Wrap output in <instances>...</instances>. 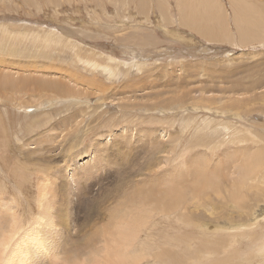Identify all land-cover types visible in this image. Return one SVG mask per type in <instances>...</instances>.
Masks as SVG:
<instances>
[{"label":"rangeland","instance_id":"obj_1","mask_svg":"<svg viewBox=\"0 0 264 264\" xmlns=\"http://www.w3.org/2000/svg\"><path fill=\"white\" fill-rule=\"evenodd\" d=\"M149 1L151 6L148 11L147 5L145 9V3L141 6L139 0H0V201L4 200L11 205L12 199L15 206L22 209L24 219L33 221L38 211L33 217H29L28 209L31 205L35 206L38 200L39 179L48 175L50 193L48 192L46 201L52 207L51 215L56 227H52L50 232L63 230V236L68 233L66 237L69 238H60L62 246L58 244L56 252L58 251L60 260L62 256V259L66 256L68 264H73L76 257L79 260L74 264L79 261L83 264L84 258L90 259L94 255L87 254V249L93 253L97 250L100 252L104 244L103 239L99 241L96 237V242H102L100 245L95 240H88L95 226H100L103 221L101 219L105 217L96 216L92 211L113 206L123 194L120 190L117 191V186H125L124 190L129 191L134 184L132 181L138 183L146 178L144 169L147 159L153 169L160 172V205L157 202L159 198L154 201L145 196L146 193H138L129 205L130 211H135L133 217L149 215L147 218L150 220L141 233L142 241L135 244V255H140L139 258L142 256L141 263L138 264H264V252H261L264 248V216L258 218L257 227L243 225L242 228H236L250 220L251 215L256 218V214L259 216L260 211L264 210L263 182L257 179L253 181L254 176L248 180L249 176L241 175L237 170L243 156L264 146V140L258 144L259 140L254 138L259 135L264 139V114L251 112L243 114L242 119L232 120L236 129H249L253 135L237 133L238 136L231 139L224 126L220 134L212 131L214 127L230 121L215 113L222 108L224 110L225 106L230 107V100L234 98L250 100L249 107L252 109L264 108V98H260L264 94V83L251 93L244 92L250 85H255L254 82L264 81V26H261L264 25L261 24L264 10L260 21L255 22L257 17L253 16V11L249 8L254 5L264 9V0H214L217 5L211 9L209 21L200 20V25L214 34L213 40L182 23L186 18L180 14L181 0H164V3L162 0ZM179 1L181 5L178 4ZM243 4L246 5L245 13L248 15V22L244 24L251 23L248 24L249 28L242 25L241 18L237 20L236 17L234 5L241 12ZM103 69L108 70V77L101 73ZM65 71L87 80L94 78L104 82L109 88L108 94L113 98L109 106L103 104L97 109L94 101L90 104L85 103L84 99L76 102L53 89L37 90L32 85L33 82L24 86V79H19L37 78L46 82L52 79V82L70 86L72 83ZM8 74L16 82V87L4 84L3 76ZM81 89L85 90L83 87ZM156 92H160L159 98L154 97ZM121 100L127 103L134 100L131 105L136 111L133 108L129 109L130 112L119 109L117 104ZM158 100L160 114L154 110H137V106L150 109V105L158 103ZM174 101H183L187 109L179 108V111L175 108L173 111ZM112 105L114 107H110ZM202 106L208 107V110L202 112L197 109L203 108ZM164 107L168 109L164 110ZM79 109L84 110L78 112ZM46 114L51 115V118L56 115L53 124H59L63 117L64 123L71 117L75 123L68 128L64 127L62 135L61 130L56 127L51 136L61 138L44 144L40 137L46 135V129L38 126L35 128V124L31 122L38 121ZM208 117L212 118L213 127L205 132L202 125ZM90 125L94 129L83 135ZM125 128L131 129L130 132H126ZM136 128L143 129L144 132L147 128L158 129L160 149L154 148L148 142V137L131 133ZM123 131L124 136L130 138L129 141L115 137ZM77 133H80V138H77ZM74 137L78 140H73ZM235 138L249 141L239 143L234 141ZM199 144L214 147V150L206 148L209 151H206L208 158L201 162L202 169L206 170H203V177H209L210 183L205 178L202 179L204 182L194 180L191 168L196 154L204 149L198 147ZM104 145L107 146L104 155H113L100 157V163L97 149H102L99 147ZM144 145L147 149L141 152L140 148ZM41 147L48 151H38ZM152 150L154 153L150 152ZM184 156L186 164H189L185 165L188 171L179 168L181 157L185 161ZM131 158L137 160L134 162ZM211 158L213 161L204 164V161L209 162ZM190 159L192 165L189 163ZM218 159L220 163L217 164ZM222 161L225 162L221 164ZM136 164L141 166L137 165L135 168ZM214 166L218 168V172L214 170ZM94 167L96 168L92 170L91 177H87L83 169ZM77 171L80 173V180L78 174H75L77 178L74 176ZM188 172L193 178L189 177L191 175ZM186 178L187 181L184 180ZM240 178L246 181L242 191L238 186L239 183L243 185ZM216 179L219 181L217 185ZM21 180L25 181V186ZM237 182L238 185L234 186ZM146 187L149 189L148 193L159 191L157 180H152ZM196 190H204L205 194L209 192L212 208L206 210L200 207L201 204L197 207L192 205V194ZM178 191L183 194L181 204L184 205L179 204L180 199L176 196ZM201 192L199 195L202 199L205 194ZM169 193L171 199L168 200L166 196ZM167 200L169 204L166 206ZM138 204L143 209L138 210ZM185 205H188V211ZM47 222L44 221L46 224ZM64 230L67 231L66 234ZM85 246V249H81ZM72 247L73 251L81 253L80 256H73V260L68 257ZM53 252L55 251L36 256L31 263H61L62 260L60 262L58 258L55 259ZM5 256L6 252L0 253V264H3Z\"/></svg>","mask_w":264,"mask_h":264},{"label":"bare ground","instance_id":"obj_2","mask_svg":"<svg viewBox=\"0 0 264 264\" xmlns=\"http://www.w3.org/2000/svg\"><path fill=\"white\" fill-rule=\"evenodd\" d=\"M120 1V0H119ZM133 2L137 0H132ZM163 3H164V0H162ZM145 3V9H146V5H147V10L149 11V6H151V1H147V0H139V3L140 5L142 3ZM182 2V5L180 4V1L178 4L181 5V9H180V14L181 16H183V18L186 20H182V23H184L186 26L192 28L193 30H196V31H199L204 37L206 38H209V39H215V36L214 34H212L210 31H208L203 25H200L201 21L200 20H203L204 21H209L210 19V13H211V9L217 5V3H215L214 0H181ZM143 3V4H144ZM142 6V5H141ZM144 6V5H143ZM152 6H153V3H152ZM236 8V14H237V20H239V18H241V21H242V25L246 26L247 28H249V25L251 24H244V23H247L248 22V15L245 13L246 12V5L243 4L244 6V9L243 11H239L238 10V7L236 5H234ZM239 6V4H238ZM258 7V6H257ZM255 7L254 5L252 6H249V8L253 11V16L257 17L255 18V22L257 21H260V16L262 15V10L264 9H260L259 7L257 8ZM141 8V7H140ZM159 8H160V4H159ZM156 9V8H155ZM242 9V8H240ZM182 10V11H181ZM245 10V11H244ZM260 10V11H258ZM147 11V12H148ZM185 14V16H184ZM247 16V17H246ZM244 17V18H243ZM254 18V17H253ZM262 19V18H261ZM196 21V22H195ZM262 23L261 24H264V17L263 19L261 20ZM260 24V23H259ZM253 25V23H252ZM261 26H264V25H261ZM256 27V25H255ZM263 29V28H262ZM26 51V50H25ZM7 60V59H6ZM4 62V61H3ZM2 62V63H3ZM9 63V62H7ZM3 65V64H2ZM10 65V64H9ZM14 65V64H13ZM16 65V64H15ZM95 65H100L98 63H95ZM6 66V65H5ZM109 66V65H108ZM2 67V66H1ZM103 67V66H102ZM8 69V68H7ZM24 69V67H23ZM49 69V68H48ZM210 69V68H209ZM28 70V69H27ZM30 70V69H29ZM33 70V69H32ZM100 70V69H99ZM7 71V70H6ZM10 71V70H9ZM25 71V70H24ZM37 71V70H36ZM50 71V69H49ZM107 69H103V71L101 72L103 74V76L105 77H108V73H107ZM114 71V70H113ZM207 71V70H206ZM30 72V71H28ZM1 73V72H0ZM6 73V72H5ZM4 73V74H5ZM49 73V72H48ZM63 73V72H62ZM110 73V72H109ZM114 73V72H113ZM118 74H120L118 72ZM116 73V76L118 75ZM214 74V73H213ZM22 75V74H21ZM64 75V74H63ZM65 75L69 78V81L70 83H72V85L70 84V86H63L61 82H52L51 80L46 82L45 80H38L37 78H27V77H21L19 79H24L23 80V85L25 86L28 85L27 83L28 82H33L32 85L35 86L38 89H41V88H47V89H53L55 92L57 93H61L63 96H65V98H68V99H74L76 102L78 101H84L85 103H92V101H94V105L97 106V109L100 108L101 105H107L109 106L110 102H111V99H113L111 97L110 94H108V91H109V88L106 86V84L100 80H96V79H91V80H87V78H84L80 75H76L74 74L73 72H70V71H65ZM16 76V75H15ZM4 78V84H6L7 86H9V84H12L10 85L9 87H16L17 84L16 82H14V80L9 77V74L8 76H3ZM19 77V76H18ZM30 77V76H29ZM37 77V76H35ZM39 78V77H38ZM50 78V77H49ZM52 78V77H51ZM30 79V80H29ZM22 82V81H21ZM255 85H250L248 88H246V90H244V92H253L256 87H261L263 86V83L264 81L262 80H259L258 82H254ZM19 84V83H18ZM6 85L4 87H6ZM21 86V85H20ZM1 87V86H0ZM73 87H78L80 88L79 90H75ZM81 87H83L85 90H82ZM3 88V87H2ZM12 90V89H11ZM24 90V89H23ZM22 90V91H23ZM36 91V89H35ZM46 91V90H45ZM49 92V91H48ZM43 93V92H42ZM53 93V92H52ZM8 94V93H7ZM49 94V93H48ZM159 94L160 92H156L155 96L156 98H159ZM222 94V93H221ZM238 94V93H237ZM54 95V94H53ZM234 95V94H233ZM9 96V95H8ZM120 96V95H119ZM73 97V98H72ZM183 97V96H182ZM185 97V96H184ZM194 97V96H193ZM124 98H127L124 97ZM209 98V97H208ZM213 98V97H212ZM218 98V96H217ZM220 98V97H219ZM260 98H264V94L262 96H260ZM50 99V98H49ZM84 99V100H83ZM194 99V98H193ZM207 99V98H206ZM207 101V100H206ZM211 101V100H209ZM230 103V107L228 106L226 108H224V110L220 109L221 111H218L217 113H215L216 115L217 114H221L224 119H228L230 121L228 122H225L223 123L222 126H217V127H214L212 129L211 125L213 124L212 123V118L208 117L207 120H204V124L202 125V130H204L205 132H209V129L212 131H218L219 134L222 133L223 131V126H224V130L228 133L227 136H231L230 138L233 139L234 137H237L238 134L237 133H241V134H251L253 135V133L249 130V129H246V130H242L240 131L239 129H236V126L235 124L233 123L232 120H239V119H242V115L243 114H249L251 112H259V113H262L264 114V108H259V109H252L249 107V101L250 100H242V99H239V98H234ZM113 102V101H112ZM199 102V101H198ZM205 102V101H204ZM132 103H134V100H132L130 103H127V102H124V100H121L117 106L119 109L121 110H124V111H127V112H130L129 109L133 108V110L136 111V109L134 108L133 105H131ZM215 103V102H214ZM219 103V102H218ZM217 103V104H218ZM224 103V102H223ZM212 104V102H211ZM229 104V103H228ZM173 111L175 108H178L177 110H179V108H183L185 109L186 108V105L185 103H183V101L179 102V101H174L173 102ZM207 105V104H206ZM209 105V104H208ZM207 105V106H208ZM35 106V105H34ZM224 106V105H223ZM221 106V107H223ZM110 107H114L113 105L110 106ZM136 107V106H135ZM139 108H137V110H139V112H147L148 110H154L156 111L157 113L160 114V102L158 100V103H155L154 105H150V109L146 108V107H143V106H137ZM203 107V106H202ZM218 107V106H217ZM72 108V107H71ZM195 108V107H194ZM165 109H168L167 107L165 108L164 107V110ZM172 109V108H171ZM187 109V108H186ZM189 109V108H188ZM198 110L201 109L202 112H204L205 110H208V107H203V108H197ZM214 109V108H213ZM84 109H79L78 112L82 111ZM132 110V109H131ZM163 110V111H164ZM170 110V109H169ZM176 110V109H175ZM193 111V109H191ZM180 111V110H179ZM195 111V109H194ZM193 111V112H194ZM211 111V109H210ZM238 112V113H232V112ZM32 112V111H30ZM74 112V111H73ZM149 112V111H148ZM197 112V111H195ZM209 112V111H208ZM51 113V112H50ZM49 113V114H50ZM20 114H23V113H20ZM52 114V113H51ZM63 115V114H62ZM206 115V114H205ZM56 116V115H55ZM51 118V115H44L41 119H39L38 121L36 120H33L31 123L32 124H35V128L40 127L41 129H46L45 130V134L44 136H41L40 138H42V140H40L38 138V140H40L41 142H43L44 144L45 143H51L53 141H56L58 139H60L59 137H52L51 133L55 130L56 127L57 130H61V135L64 131V127L65 128H68L69 126H71L72 124L75 123V121L73 120V117L69 118L65 123V117L61 118V122L58 124H53V121H54V118ZM133 117L136 118V116L134 115ZM141 117V116H140ZM159 118V117H158ZM255 119H258V118H254ZM260 119V118H259ZM263 119V118H262ZM194 121V120H193ZM225 121V120H224ZM67 122H69V125H67ZM237 122V121H236ZM190 123V122H189ZM251 123V122H250ZM61 124V126H60ZM252 124V123H251ZM111 125V124H110ZM200 125V124H199ZM198 125V126H199ZM237 125V124H236ZM253 125V124H252ZM206 126L208 127L206 129ZM98 127V126H97ZM97 127H95V129H97ZM200 127V126H199ZM198 127V128H199ZM254 127V126H253ZM123 128V127H122ZM159 128V127H158ZM196 128V129H198ZM246 128V127H245ZM92 129H94V127H92V125L88 126V129H85L84 132H83V135H85L86 133L88 134ZM131 129H128V128H125V131L126 132H130ZM95 131V130H94ZM125 131H123V133L119 134L118 135H115V137H122L123 139H125L126 141L130 138L128 137H125L126 135L124 134ZM136 131V133L134 132ZM201 131V130H199ZM59 132V131H58ZM57 132V133H58ZM133 132V134H136L135 136L137 135H142L144 137H148V142L153 144L154 148L156 149H160V141H158V138L160 137V134L158 135V129H155V128H147L145 130V132L143 131V129H140L138 130L137 128L136 129H132L131 133ZM95 133V132H94ZM165 133V132H164ZM78 137L77 138H80L79 137V134L80 133H77ZM93 134V133H92ZM218 134V133H217ZM59 135V133H58ZM57 135V136H58ZM125 135V136H124ZM163 135V134H162ZM167 135V134H165ZM163 135V136H165ZM209 135V134H208ZM90 136V134H89ZM131 136V135H130ZM242 136V135H240ZM6 137V136H5ZM133 137V136H132ZM162 137V136H161ZM248 137V136H247ZM77 138H72L73 140H78ZM82 138V137H81ZM121 138V139H122ZM133 138H136V137H133ZM139 138V137H137ZM229 138V137H228ZM246 138V137H245ZM249 138V137H248ZM255 139L259 140L258 144L260 142H263L264 139H262L259 135L257 136H254ZM71 139V140H72ZM86 139V138H85ZM146 139V138H145ZM244 139V138H243ZM238 139L235 138V140H237L239 143H245L249 140H246V139ZM229 140V139H228ZM62 141V140H61ZM202 140H198V142H201ZM229 141H232V140H229ZM138 142V140H137ZM129 143V142H126V144ZM145 144V142H143ZM248 143V142H247ZM264 143V142H263ZM180 144V143H179ZM233 144V143H232ZM231 144V146H232ZM120 145V144H119ZM122 145V144H121ZM234 145V144H233ZM242 145V144H240ZM201 146L203 147L204 149H202V151L198 152V154H196V159L194 160L193 162V165L191 162V159L189 161V163L193 166L191 169H193V174H194V180L196 181H202L204 182L202 179L205 178L203 177V175L205 174L204 169H202V165H201V162L204 160V158L207 157V149L208 147H210V150H214V147L212 145H208V146H205V145H202V144H199L198 147ZM235 146V145H234ZM107 146L104 145V147H99V148H102V149H97L98 150V153H100L99 157L97 158H102V157H106L107 155L111 156V154H107L106 156L104 154H106V148ZM120 147V146H119ZM122 147H124L122 145ZM236 147V146H235ZM239 148V147H238ZM49 149V148H48ZM139 150V148H137ZM142 149L141 152L143 151H146V146H142ZM46 151L47 148L45 149ZM44 148H39L38 151L40 152H45ZM109 150V149H108ZM218 150V149H217ZM235 150V149H233ZM240 150V148H239ZM115 151V150H114ZM136 151V150H134ZM207 151V152H206ZM97 152V151H96ZM108 152V151H107ZM117 152V151H116ZM138 152V151H137ZM140 152V153H141ZM151 153L153 152L150 151ZM160 152V151H159ZM110 153V151H109ZM154 153V152H153ZM176 153V152H175ZM182 153H185L182 151ZM217 153V152H215ZM227 153V152H226ZM97 155V154H96ZM113 155V154H112ZM118 155V154H117ZM210 155V153H209ZM128 156V155H127ZM186 156V155H185ZM184 156V157H185ZM46 157V156H45ZM191 157H194V156H190ZM213 157V156H211ZM100 158V163L102 162ZM125 158H128L125 156ZM182 158L180 159V166L179 168H181V170H183L185 168V165H189V164H186V157H185V161H182ZM195 158V157H194ZM208 158V157H207ZM206 158V160H207ZM216 158V157H214ZM219 158V157H217ZM242 161H241V164L239 167H237L239 173L241 175H244L246 177L249 176V179L252 178L253 176L255 177V179L253 181H255L256 179L259 181V182H263L264 184V146L263 147H259L257 149H255V151H251V153H248L246 154L245 156L242 157ZM44 159V158H43ZM96 159V158H95ZM132 159V158H131ZM212 159V158H211ZM222 159V158H221ZM45 161L47 160V158L44 159ZM99 160V159H97ZM134 160V158L132 159ZM137 160V159H136ZM134 160V162L136 161ZM70 161V160H69ZM94 161V160H93ZM106 161V160H105ZM165 161V160H164ZM175 161V160H174ZM210 161H213L209 159V162H205L204 161V164L206 163H210ZM217 161V164L220 163V159L216 160ZM98 162V163H99ZM170 162H172L170 160ZM225 161H222V163H224ZM72 163V162H71ZM128 163V162H127ZM146 166H145V171L146 173H144V175H146V178H143L140 182L138 183H135L136 181H132V183H134L131 187V189L129 191H126L124 190V188H126L125 186H122L124 184H121L122 187L119 188V186H117V191L120 190L121 192H123V194L120 196L119 200H116L114 205L113 206H108V207H101L100 209L98 208L97 211H92V213H94L96 216H100V215H105L104 219H101L103 220L102 221V224L100 226H95V230L92 231V233L90 234V237L88 238V240H92V242L95 240V237L98 239L99 238V241L100 239H103L104 240V244L100 250V252H97L95 251V253L93 252H90L89 250L90 249H87V254H94L92 257L90 256V259H86L84 258L83 256V260L85 261V263L83 264H138V263H141V257L139 258L138 255H135L136 253L134 252V249H135V244L139 241H142L141 239V233L144 232L145 228L147 227L148 223H149V219L147 218V216H140V218H135L133 217V213H135L134 210L130 211V204L133 203V199L136 197V195H138V193H141L142 195L144 193H146L145 196H148L149 198H152L154 201L158 200L159 198V201H157L160 205V172H157L155 171V169H153L152 165H150L148 162H147V159L145 161ZM20 164V163H19ZM126 164V163H125ZM144 163H142L143 165ZM203 164V165H204ZM213 164V163H211ZM137 165H139V167L141 166V164H136L135 165V168H137ZM179 165V164H178ZM206 166V165H204ZM208 166V165H207ZM227 166V165H226ZM69 167V166H68ZM211 167V166H210ZM232 167V166H231ZM20 168V167H19ZM67 168V166H66ZM90 168V167H89ZM96 167L92 168V169H88L86 170L85 168L83 169V172L85 171V174L87 177H91V175L93 174L92 170L95 169ZM177 168V169H179ZM236 168V167H235ZM17 169V168H16ZM60 169V168H59ZM65 169V168H64ZM176 169V170H177ZM187 169L188 171V168H185ZM233 169V168H231ZM68 170V169H67ZM82 170V169H81ZM97 170V169H96ZM174 170V171H176ZM204 170V171H203ZM211 170V169H210ZM214 170H217L216 172H218V168H216L214 166ZM66 171V170H65ZM186 171V172H187ZM212 171V170H211ZM23 172V171H22ZM68 172V171H67ZM178 172V171H177ZM181 172V171H180ZM179 172V173H180ZM235 172V170H234ZM190 172H188L187 174H189ZM220 173V172H219ZM75 174H78V178L80 180V173L77 171L74 173V176ZM82 174V172H81ZM125 174V173H124ZM182 174V173H180ZM179 174V175H180ZM207 174V173H206ZM221 174V173H220ZM24 175V174H23ZM84 175V174H83ZM149 175V176H148ZM157 175V177H156ZM169 175V172L168 174ZM191 176H189L190 178L193 176L191 173H190ZM208 175V174H207ZM48 175H45L43 177H41L39 179L40 183H39V195H38V200L36 202V205L33 206H29V217H33L34 213L36 214V211H38V215L37 217L31 221V222H28L27 219L25 218L24 219V215L22 213V209H20V207L18 206H15L14 204V201L11 199V205L7 204L4 200H1L0 203L1 206H0V253H4L6 252V256H5V259H3V264H32L31 262H33V259L34 257L36 256H40V255H45L44 253H46V255L51 252V251H55L53 252L52 254H54V257L55 259L58 258V260L61 262L59 264H63V263H66L68 264V261L67 259H65V257L62 259L61 257V260L59 258L60 255H58V251L56 252L57 250V245H61L62 246V243L60 238H62L63 234V230L61 231H55L53 233H51L53 230L52 227H55L53 225V217L51 215V208L50 207V203L48 204L46 199L48 197V189H49V180H48ZM148 176V177H147ZM163 176H165V173L163 174ZM170 176H171V173H170ZM177 176V175H176ZM184 175H182L183 177ZM211 176V175H210ZM20 177V176H19ZM76 177V176H75ZM186 177V176H185ZM240 177V176H239ZM246 177H242V178H245ZM77 178V177H76ZM173 178V177H172ZM193 178V177H192ZM240 178V180H242L243 182V185H241V183L237 182L234 186H237L238 183H239V188L241 190L242 187H245V183L246 181H244V179ZM23 179H26V177H24ZM22 179V180H23ZM28 179V177H27ZM206 179H209L207 180V182L210 181V178H205V181ZM21 180V182H22ZM152 180L158 182L159 184V191H154L156 193H148L149 189L146 187V185L150 184L152 182ZM175 180V179H173ZM187 181V178L184 179ZM182 180V181H184ZM212 180V179H211ZM263 180V181H262ZM31 181V180H29ZM129 181V180H127ZM216 181V182H215ZM214 182L216 183L217 185V182H219L217 179L215 180ZM25 182V181H23ZM22 182V183H23ZM67 182V181H66ZM205 182V183H207ZM78 183V182H77ZM123 183V182H122ZM128 183V182H127ZM130 183V181H129ZM168 183V182H167ZM170 183V182H169ZM175 183V182H174ZM178 184V181L176 182ZM200 183V182H197V184ZM210 183V182H209ZM24 184V183H23ZM176 184V186H178ZM179 184H180V180H179ZM187 184V183H185ZM197 184H195L197 186ZM27 185V184H26ZM126 185V184H125ZM157 185V184H156ZM224 185V184H223ZM226 185V184H225ZM232 185V183H231ZM25 186V184H24ZM51 186V185H50ZM128 186V185H127ZM173 186V185H172ZM211 186V185H210ZM150 187V186H148ZM153 187V185H152ZM227 187V185H226ZM226 187L224 186V188L226 189ZM3 188V187H2ZM52 188V187H50ZM175 188V187H174ZM177 188V187H176ZM216 188L217 190V187H214ZM237 188V187H236ZM238 188V189H239ZM77 189V188H76ZM153 189V188H152ZM168 189V188H167ZM192 189V188H191ZM228 189V188H227ZM243 189V188H242ZM64 190V189H63ZM157 190V189H156ZM170 190V189H169ZM178 190V189H177ZM180 190V189H179ZM51 191V189H50ZM110 191V190H109ZM152 191V190H151ZM171 191V190H170ZM204 191V190H203ZM202 191V192H203ZM232 191V190H231ZM242 191V190H241ZM56 192V191H55ZM172 192V191H171ZM195 193L191 194L193 195V199L191 200V203L192 205L194 206H198L199 204H201L200 207L206 209V210H209V208H212V197L211 195L209 194H205L204 192V196L203 198H206L205 200L199 195V190H196L194 191ZM201 192V194H203ZM206 192V191H205ZM227 192V191H226ZM229 192V191H228ZM240 192V191H239ZM50 193V192H49ZM164 193V192H163ZM176 193V192H175ZM173 193V194H175ZM231 193V192H230ZM260 193H263V191H260ZM6 194V193H4ZM154 194V195H153ZM228 194V193H227ZM233 194V193H232ZM238 194V193H237ZM236 194V195H237ZM66 195V194H65ZM140 195V196H142ZM165 195V194H164ZM258 195V194H257ZM166 196V195H165ZM177 196V199H180L179 200V204H181L182 202V198H183V194L182 192H179L178 191V195L176 194ZM202 196V195H201ZM251 196V195H250ZM259 196V195H258ZM147 197V198H148ZM185 197V196H184ZM232 197V196H231ZM240 197V196H239ZM166 198L169 200L170 198V193L168 194V196H166ZM151 199V200H152ZM171 199V198H170ZM196 199H199L197 202H196ZM232 199V198H231ZM245 199V198H244ZM261 199V198H260ZM7 200V199H6ZM107 200V199H106ZM149 200V199H148ZM150 200V201H151ZM166 201L167 203L165 204L167 206V204H169V201ZM204 200V201H203ZM202 201V202H201ZM149 202V201H148ZM178 202V201H177ZM188 202V201H187ZM201 202V203H200ZM205 202V203H204ZM151 203V202H150ZM172 203V201H171ZM170 203V204H171ZM186 203V202H185ZM175 205V204H174ZM181 205H184V204H181ZM215 205V204H214ZM138 210H141L143 209V207H140V205L138 204ZM152 206V205H151ZM172 206V204L170 205V207ZM186 206V205H185ZM188 206V205H187ZM186 206V210L188 211V207ZM207 206V207H206ZM95 207V206H93ZM199 207V208H200ZM206 207V208H205ZM136 208V207H135ZM158 208V207H157ZM165 208V207H164ZM169 208V207H168ZM185 208V207H184ZM184 208H181L182 210ZM95 209V208H94ZM218 209V208H217ZM216 209V210H217ZM226 209V208H225ZM151 210V209H150ZM154 210V209H153ZM166 210V209H165ZM170 210V209H168ZM174 209H172L173 211ZM186 211V212H187ZM193 211V210H192ZM213 212V210H211ZM210 211V212H211ZM219 211V210H217ZM70 212V211H69ZM170 212V211H169ZM199 212V211H198ZM208 212V211H206ZM255 213V211H253ZM252 212V213H253ZM257 212V210H256ZM260 215L257 216L256 214V218H253V215H251V219L250 220H247L246 222H244L243 224L241 225H237L236 228L239 229V228H242L244 227L245 225H247L248 227H257L258 226V218H263L262 216H264V210L260 211ZM167 213V212H166ZM244 213V212H242ZM253 213V214H254ZM195 214V213H194ZM209 214V213H208ZM245 214V213H244ZM248 214H251V213H248ZM94 215V216H95ZM215 215V214H213ZM216 216V215H215ZM238 216V214H237ZM69 217V216H68ZM138 217V216H137ZM218 217V216H217ZM249 217V216H247ZM88 218V217H87ZM229 218V217H228ZM230 219V218H229ZM227 219V221L229 220ZM48 221L47 224L44 223V221ZM64 220V219H63ZM62 220V221H63ZM66 220V219H65ZM30 221V220H29ZM95 221V220H94ZM98 221V220H97ZM155 221V220H154ZM226 221V222H227ZM260 221V220H259ZM54 222H57L54 220ZM99 222V221H98ZM230 223V221H228ZM236 222H239V221H236ZM59 223V222H58ZM242 223V222H241ZM56 225V223H54ZM64 224L63 222L61 223V225ZM95 224V222H94ZM93 224V225H94ZM97 224V223H96ZM99 224V223H98ZM204 224V223H203ZM86 225V224H85ZM209 225V224H208ZM244 225V226H243ZM66 226H69L68 224ZM242 226V227H241ZM63 227V225H62ZM80 227V226H79ZM231 227H233V225H231ZM56 228V227H55ZM66 228V227H64ZM63 228V229H64ZM70 228V227H68ZM75 228V227H74ZM223 228V227H222ZM67 229V228H66ZM94 229V228H93ZM225 229V228H224ZM227 230V229H225ZM246 230V229H244ZM51 231V232H50ZM66 230H64L65 232ZM70 231V230H69ZM68 231V232H69ZM233 231V230H232ZM67 232V231H66ZM66 232L64 234H66ZM70 233V232H69ZM77 233V232H76ZM75 233V234H76ZM254 233V232H253ZM89 234V233H88ZM68 235V233L66 234ZM66 235H64L63 237H66ZM73 235V234H72ZM82 235V234H81ZM84 235V234H83ZM89 236V235H88ZM99 236V237H97ZM68 237V236H67ZM66 237V238H67ZM77 238V236H76ZM79 238V237H78ZM69 239V238H67ZM80 239V238H79ZM260 239V238H259ZM87 240V239H86ZM52 241H55L57 243L54 244V242ZM65 241V239H64ZM99 241L96 242V240L94 242L98 243V245H100L102 242H100L99 244ZM63 242V241H62ZM68 242V241H67ZM82 242V241H81ZM80 242V243H81ZM84 242V241H83ZM82 244V243H81ZM80 244V245H81ZM90 244V243H89ZM94 244V243H92ZM79 245V246H80ZM85 245V243H84ZM95 245V244H94ZM64 246V245H63ZM88 246V245H87ZM96 246V245H95ZM73 247H76V245H74ZM73 247L71 248V250L69 251L68 254H72L71 256L69 255L68 257H70L72 260L74 259L73 256H77V253L78 251H73ZM89 247V246H88ZM87 247V248H88ZM99 247V246H98ZM78 248V247H77ZM86 246L83 248L81 247V249H85ZM92 249V247H90ZM97 248V246H96ZM93 249H95L93 247ZM85 253L86 251L83 250ZM89 251V252H88ZM261 252H264V248L261 249ZM60 254V253H59ZM63 254V253H62ZM61 254V255H62ZM81 254V253H80ZM79 254V256H80ZM83 254V253H82ZM86 254V255H87ZM89 254V255H90ZM255 254V253H254ZM4 255V254H3ZM262 255V254H261ZM53 256V255H52ZM45 257V256H44ZM52 257V259L54 258ZM1 258V257H0ZM38 258V257H37ZM43 258V257H42ZM89 258V257H88ZM44 259V258H43ZM79 258L76 257V260H73V261H78ZM82 260V257L80 258ZM2 260V258H1ZM201 260V259H200ZM210 261V260H208ZM74 262V263H75ZM216 262V261H215ZM73 263V264H74ZM78 264H80V261L77 262ZM82 264V263H81Z\"/></svg>","mask_w":264,"mask_h":264}]
</instances>
